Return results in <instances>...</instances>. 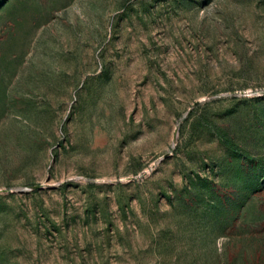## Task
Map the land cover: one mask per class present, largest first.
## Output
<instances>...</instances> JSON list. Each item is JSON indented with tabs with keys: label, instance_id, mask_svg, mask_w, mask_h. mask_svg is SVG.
<instances>
[{
	"label": "rangeland",
	"instance_id": "obj_1",
	"mask_svg": "<svg viewBox=\"0 0 264 264\" xmlns=\"http://www.w3.org/2000/svg\"><path fill=\"white\" fill-rule=\"evenodd\" d=\"M0 264H264V0H0Z\"/></svg>",
	"mask_w": 264,
	"mask_h": 264
}]
</instances>
